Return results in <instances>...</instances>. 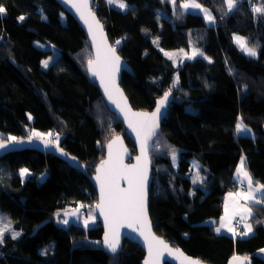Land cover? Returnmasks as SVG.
<instances>
[{"label":"trees","instance_id":"16d2710c","mask_svg":"<svg viewBox=\"0 0 264 264\" xmlns=\"http://www.w3.org/2000/svg\"><path fill=\"white\" fill-rule=\"evenodd\" d=\"M123 1L124 10L108 0H95L94 6L112 45L133 69V74L123 73L122 87L132 105L144 110L153 109L170 88L173 94L150 153L155 232L208 264H227L235 255L264 264V204L252 205V235L234 238L215 231L224 197L241 188L234 177L243 155L252 176L264 184V13L253 11L264 0H237L231 12L225 0H195L210 10L212 22L202 10L180 7L190 0H176L175 6L170 0ZM0 4L6 9L0 14L1 138L30 137L33 130L59 133V145L89 173L116 135L123 134L135 153L123 122L89 77L92 48L79 22L56 0ZM236 36L257 55L242 51ZM37 41L58 50L48 68L42 62L53 51ZM191 43L211 60L196 57L175 65L161 50ZM241 118L253 132L252 141L236 134ZM194 158L209 168L207 188L194 185L189 176ZM23 167L31 171L26 179L20 175ZM97 201L88 177L53 154L24 149L0 158V209L21 233L16 239L4 237L0 264H141L145 253L137 243L125 240L117 254L103 248V228L94 214ZM81 204L88 212L83 220L89 211L94 216L87 227L64 216ZM58 212L67 225L59 222ZM51 242L44 254L41 249Z\"/></svg>","mask_w":264,"mask_h":264},{"label":"snow or ice","instance_id":"6c2138e0","mask_svg":"<svg viewBox=\"0 0 264 264\" xmlns=\"http://www.w3.org/2000/svg\"><path fill=\"white\" fill-rule=\"evenodd\" d=\"M170 2L175 6L176 0H170ZM108 3H115L121 9H126L128 7L123 0H108ZM225 3L227 5V10L231 12L236 7L237 0H225ZM72 6L76 8L80 13L81 18L88 25V30L92 35L93 41L96 43V59L95 61L91 59L88 61V66L92 75L100 77L101 83L104 84L109 99L113 100V103H115L116 106L120 108V111L125 114V117L129 121V127L137 133V136L141 141V155L136 157L137 163L133 165H125L123 163V154L127 152V149L123 148L120 137L116 136L107 145L108 159L102 161L100 167L97 169L99 174L96 176V179L100 182V202L97 203L95 207L100 210L105 221L108 222L109 227V231L105 234L103 243L111 253H116L120 246V228L126 223L128 227L138 231L140 236H142L147 243L149 258L145 261V264H159L160 257L165 252H168L169 254L174 253L176 257L181 260V264H201L200 261L185 256L180 249H173L167 242L154 236L151 232L150 223L147 217L148 141L151 137L157 135L161 118V109L165 108L169 103L171 88L165 92L163 97L159 100L154 112H133L124 100L122 92L115 85V73L119 70L120 58L115 54V47H111L107 44V41L104 38L102 25L96 20L94 13H92L89 8V0H73ZM180 7L185 10H202L209 22H212L215 19L208 9L203 8L202 5L196 3L195 0L185 2L181 4ZM40 11L42 12L43 10L40 9ZM253 11L256 13H264V6L253 7ZM5 12V7L0 4V14H4ZM42 18L46 19V17ZM18 19L23 21L25 17L20 16ZM98 33L99 39L97 38ZM234 38L240 49L247 55L253 57L257 55L254 47L247 46L245 38L240 36ZM116 44L119 45L120 41H116ZM179 51L187 56V53H184L183 49ZM198 54L203 55L199 50L193 49L192 55L188 58L194 59ZM166 55L171 59L176 54L166 53ZM43 65L44 67H47L48 61H43ZM173 87H175V83L173 84ZM113 93H115V96L118 97V99L114 98ZM235 131L237 135L247 136L250 134L251 130L247 128L243 123V118H241L236 124ZM33 136L43 140L45 146H55L59 149L62 155L68 156L62 148H59V133H53L50 131L45 134L33 131L29 139ZM21 142L22 140L15 136L0 138V150H6L10 144ZM114 146H118L115 151ZM156 146H159V142H157ZM172 156L173 160H175V149H172ZM70 159L75 160V157H70ZM244 165L245 158L241 157L240 164L236 170V176L241 185L246 184V191L228 193V199L232 201L234 208L231 214H229V206L228 204L225 205V217L222 218L220 227L215 229L217 233H219L222 228H227V230L232 232L233 235L242 236H247L253 231L252 224L246 223V221L253 216L252 208L247 205H240L239 200L251 202L253 205L261 204L262 201H264V184L256 181L255 183L257 187L254 188L253 178L245 169ZM194 167H199L198 162L194 164ZM20 175L22 177L29 175V170L26 168L21 169ZM119 180H126L128 187L120 188L118 183ZM257 194H259V199L257 198ZM83 207L85 206L81 204L70 213L65 212L64 216L67 217L68 215H71L79 218L80 209ZM237 215L240 216L241 222H245L244 227L246 231L242 233H237L236 230L231 227L232 219ZM56 216L60 223L65 225L69 223L67 218L60 219L61 214L59 212L56 213ZM89 220H94L91 211H89L88 219L84 220L85 227L88 226ZM261 222L262 221L260 220H256V223ZM136 225H139V227H135ZM5 233H9L13 239H16L21 235L19 231L13 229L11 219L0 213V244L4 243ZM46 251L47 250H44V254H46ZM240 259L241 258L237 256L233 257V261H239Z\"/></svg>","mask_w":264,"mask_h":264},{"label":"water","instance_id":"95a60500","mask_svg":"<svg viewBox=\"0 0 264 264\" xmlns=\"http://www.w3.org/2000/svg\"><path fill=\"white\" fill-rule=\"evenodd\" d=\"M64 9L66 12H68L71 16H73L81 25V27L83 28V30L85 31V33L87 34L88 40L90 42L91 48H92V59L93 61H95L96 59V53H97V48H96V43L93 41L92 39V35L88 30V25L84 22V20L81 18L80 13L76 10V8H74L72 6L73 4V0H56ZM95 0H89V8L91 10L92 13H94L96 20H98L100 22V24L102 25V29H103V34H104V38L107 41V44L111 47H115L112 45L110 38L108 36L107 31L104 28L103 22L100 20L98 14L96 13L95 9ZM97 38L99 39V33ZM116 49V48H115ZM119 58V70L115 73V85L120 89V91L122 92L123 98L126 101L127 105L130 107V109L133 112H144V113H152L155 111L159 100L163 97L160 96L157 101H156V105L153 109L151 110H144V109H137L135 108L127 93L125 92L124 88L121 85V80L123 77V73L127 72L130 74H133V69L131 67V65L126 61V59L118 52V50L116 49V53H115ZM87 72L89 74V77L95 82L97 83L100 93L103 96L104 100L106 101L109 109L116 114V116L123 122L125 128H126V134L129 136V138L131 139V141L134 144V148L136 150V152L134 153L133 150L131 149V147L129 146V144L127 143L125 136L123 134H119L116 136L120 137V141L122 142V146L124 149H127V152L123 154V163L125 165H133L136 164V157L141 155V141L140 138L137 136V133L135 131H133V129L131 127H129V121L128 119L125 117V114L123 112L120 111V108H118L116 106L115 103H113V100H110L108 97V93L105 91V87L104 84L101 83V79L99 76H93L91 73V70L87 64ZM114 98H117L115 96V93H113ZM173 101V94L171 92L170 96H169V103L166 105L165 108L161 109V118L159 121V128L157 130V135L151 137V139L148 141V165H147V217H148V221L150 223V228H151V232L154 236L158 237L159 239L164 240L165 242H167L169 244V246L173 249H180L185 256L192 258L193 260H198L201 262V264H208L205 263L204 261L188 254L183 248L178 247L173 245L170 241H168L167 239H165L163 236L157 234L155 232L154 229V225H153V221L150 215V189L153 183V164L151 161V156L150 153L154 147V141L157 138V136L161 133V129H162V122L164 120V118L166 117L170 105ZM116 136H114L112 139H110L107 144H106V151H105V157L102 159V161L107 160L108 159V143H110ZM22 140L21 143H14V144H10L9 147L6 150H0V158L6 156L7 154L11 153V152H17V151H22L24 149H30V150H36L38 152H46V153H50L53 154L56 157H59L60 159L64 160L65 162H67L71 167L81 171L82 173H84L88 179L90 180V182L93 184L96 192H97V196H98V201L97 203L100 202V182L96 179V176L99 174L97 172V169L100 167L101 162H99L94 168H93V173H89L88 172V168L87 165L84 164L83 162H81L77 157L73 156L72 154H70L67 150H65L64 148H62L59 145V148H62L64 150L65 153L68 154V156L62 155L59 151L58 148H56L55 146L49 145V146H45L43 140L37 138V137H31V139H29V137H25V138H20ZM116 147L118 146H114V151L116 150ZM70 157H75V160L70 159ZM47 173L42 174L39 178V181L41 183L45 182L46 178H47ZM120 188H127L128 184L126 180H119L118 181ZM96 215L99 219L100 225L103 228V233H102V245L103 248L108 251L109 253H111L107 247L104 245L103 241H104V237L105 234L109 231V227H108V222L105 221L104 216L101 214L100 210L96 208ZM135 227H139V225H136ZM125 240L137 243L138 245H140L145 253L144 258L141 260V264H145V261L148 260V248H147V243L144 241V238L142 236H140L138 231H135L133 228H130L127 226V224L125 223L121 228H120V246L117 250L116 253H112V254H117L119 253L124 245ZM239 258H241L239 261H233V257H231L227 264H253L252 258L251 257H247V256H243V255H235ZM261 258L264 261V253L261 254ZM181 264V260L178 259L176 257V255L173 254H169L168 252L163 253V255L160 257L159 260V264Z\"/></svg>","mask_w":264,"mask_h":264},{"label":"rangeland","instance_id":"374dc122","mask_svg":"<svg viewBox=\"0 0 264 264\" xmlns=\"http://www.w3.org/2000/svg\"><path fill=\"white\" fill-rule=\"evenodd\" d=\"M125 4H126V2L125 1H123ZM112 5H114V6H116V7H118L117 6V4H115V3H113ZM127 5V4H126ZM256 7H262L261 6V4L260 5H257ZM119 8V7H118ZM121 9V8H120ZM124 10V9H123ZM210 11V10H209ZM208 20V19H207ZM37 44H39L41 47H43V48H46V49H51L52 51H53V53L51 54V56H49L48 58H46V59H44L43 61H45V60H47L48 61V66L47 67H44V65H43V62H42V66H43V68H48L49 66H50V64L52 63V61L58 56V50H57V48H56V46H54V45H52L51 43H48V42H40V41H37L36 42ZM181 49H183L184 50V53H187V56H185L183 53H180V51L179 50H181ZM193 49H197V50H199V52L200 53H203V55H197L196 57H203V58H205V59H207V60H211V58L203 51V49L201 48V47H199V46H196L195 44H193V43H191V45H190V47L189 48H175V49H164V48H161V50H162V52L166 55V53H174V54H176V55H174L173 56V58H171L172 59V61L174 62V64L176 65H178L179 63H181V62H184V61H186V60H191V59H189L188 57L189 56H191L192 55V51H193ZM167 57H169L168 55H166ZM195 57V58H196ZM247 128L248 129H250L251 130V128L250 127H248L247 126ZM33 131H36V132H40V133H45L46 134V132H41V131H38V130H33ZM252 135H253V132H252V130L250 131V134L249 135H247V136H242V135H240L241 136V138H242V140H243V138H245V140L246 139H250L251 141L253 140L252 139ZM47 138V137H46ZM186 139V138H185ZM188 143V145L189 146H191V144H190V142L188 141L187 142ZM248 150V149H247ZM247 150H245V153L247 152ZM243 157H244V155H243ZM177 158H178V154L176 153V158H175V160H174V162L176 163L177 162ZM198 162V165H199V167L197 168V167H194V164H196ZM239 164H240V162H239ZM239 164H238V166H239ZM237 166V167H238ZM244 167H245V169L250 173V171H249V169H248V166H247V162H246V158H245V165H244ZM24 168H26V169H28L27 167H23L22 169H24ZM29 170V169H28ZM30 174H31V171L29 170V175H26V176H23V179H26V178H28L29 176H30ZM208 174H209V168L207 167V166H204L198 159H196V158H194L193 159V169L191 170V172H190V174H189V176H190V178L193 180V183H194V185H197V186H201V187H204V188H207V186H208ZM251 174V173H250ZM251 176H252V174H251ZM235 180H238L237 179V176H236V174H235ZM252 178H253V187H257V185H256V180H255V178L252 176ZM195 181V182H194ZM238 182H239V180H238ZM237 184H239V183H237ZM240 185V184H239ZM239 190V188H236L235 190H233L234 192H232V193H236L237 191ZM241 190V189H240ZM239 190V191H240ZM241 191H246V190H241ZM240 191V192H241ZM231 192V191H230ZM229 193V192H228ZM227 193V194H228ZM257 198L259 199V194H257ZM261 204H264V201H262V203ZM0 213H2V214H4L6 217H8V215H7V213L6 212H4L3 210H1L0 209ZM87 211H86V209H83V208H81L80 209V216L79 217H81V218H77L76 217V221H78L79 223H83L84 224V218H85V214L87 215ZM95 215H96V211H95V213H94ZM97 216V215H96ZM94 217V216H93ZM61 218H63L64 219V217L62 216ZM73 218H75V217H73ZM91 221V220H90ZM217 220H215V219H208L207 221H206V223H214V222H216ZM12 227H13V229L14 230H16L14 227V225H13V222H12ZM234 227L236 228V226L234 225ZM17 231V230H16ZM7 234H9V233H5V236L7 235ZM4 236V237H5ZM54 245V243H49V244H47V245H45L42 249H41V251L42 252H44V250H47L46 251V253L48 252V250H50L51 248H52V246ZM46 257H49V256H46Z\"/></svg>","mask_w":264,"mask_h":264},{"label":"crops","instance_id":"0c3cea01","mask_svg":"<svg viewBox=\"0 0 264 264\" xmlns=\"http://www.w3.org/2000/svg\"><path fill=\"white\" fill-rule=\"evenodd\" d=\"M253 143V142H252ZM244 158H245V156H244ZM237 170V169H236ZM235 174H236V172H235ZM237 181V183H239L240 184V182H238V180H236ZM246 185V184H245ZM255 188V187H254ZM241 188H239V190H240ZM237 191V192H240V191ZM243 190H246V189H243ZM231 192H234V191H231ZM236 192V193H237ZM230 193V192H229ZM226 204H228V206H229V214H231V212H232V210H233V208H234V205H233V203H232V201L231 200H229L228 199V194H226V196L224 197V199H223V215H222V217L220 218V220L217 222V224H216V226H215V229L217 228V227H220V224H221V221H222V218L223 217H225V205ZM239 204L240 205H247L248 207H251L252 208V203L251 202H246V201H244V200H239ZM252 212H253V208H252ZM240 220V216L239 215H237V216H235L233 219H232V223H231V227L232 228H234L235 230H236V232L237 233H242V232H244V231H246V229H245V227H244V223L245 222H241V225H240V227H237L236 226V224H235V222H236V220ZM246 223H251V217L246 221ZM234 225L236 226V228L234 227ZM253 226V225H252ZM253 232H254V228H253V231H252V233H250L249 235H247V236H242V235H233V233L232 232H229L228 230H227V228H222L221 229V231L218 233V234H227V235H229V236H231V237H234V238H236V237H248V236H250V235H252L253 234Z\"/></svg>","mask_w":264,"mask_h":264},{"label":"built area","instance_id":"2783aa9c","mask_svg":"<svg viewBox=\"0 0 264 264\" xmlns=\"http://www.w3.org/2000/svg\"><path fill=\"white\" fill-rule=\"evenodd\" d=\"M240 187H241L242 189H246V185H240ZM235 224H236L237 227H240V225H241V221L238 219V220H236Z\"/></svg>","mask_w":264,"mask_h":264},{"label":"flooded vegetation","instance_id":"af4514ba","mask_svg":"<svg viewBox=\"0 0 264 264\" xmlns=\"http://www.w3.org/2000/svg\"><path fill=\"white\" fill-rule=\"evenodd\" d=\"M2 136H0V138H1ZM41 176V175H40Z\"/></svg>","mask_w":264,"mask_h":264}]
</instances>
